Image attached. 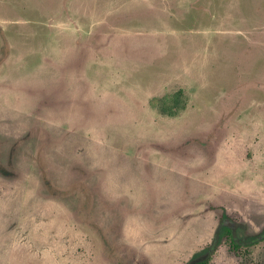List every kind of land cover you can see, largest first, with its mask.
Returning a JSON list of instances; mask_svg holds the SVG:
<instances>
[{"label": "rangeland", "instance_id": "rangeland-1", "mask_svg": "<svg viewBox=\"0 0 264 264\" xmlns=\"http://www.w3.org/2000/svg\"><path fill=\"white\" fill-rule=\"evenodd\" d=\"M262 234L264 0H0V264H264Z\"/></svg>", "mask_w": 264, "mask_h": 264}, {"label": "trees", "instance_id": "trees-1", "mask_svg": "<svg viewBox=\"0 0 264 264\" xmlns=\"http://www.w3.org/2000/svg\"><path fill=\"white\" fill-rule=\"evenodd\" d=\"M187 103V97L184 94L183 89H178L172 93H165L158 98H152L150 100V105L156 107L160 113L167 116H175L179 111L183 110ZM223 235L226 236L229 246L232 250L238 251V249L247 244H253L257 240L252 242H247L245 244L239 243L235 240L231 226H224ZM262 240L264 239V234L261 235ZM208 260L199 261L197 264H207Z\"/></svg>", "mask_w": 264, "mask_h": 264}]
</instances>
